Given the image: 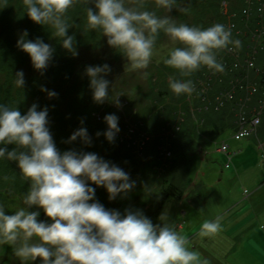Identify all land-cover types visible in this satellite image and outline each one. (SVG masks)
<instances>
[{"label": "clouds", "instance_id": "9594fccd", "mask_svg": "<svg viewBox=\"0 0 264 264\" xmlns=\"http://www.w3.org/2000/svg\"><path fill=\"white\" fill-rule=\"evenodd\" d=\"M5 0H0L3 5ZM28 16L42 25L50 26L51 34L72 55L77 54L74 34L67 32L71 23L66 15L78 0H22ZM86 27L99 29L108 45L126 57L125 68H144L154 55L159 31L186 46L172 47L164 63L186 76L201 65L212 71H223L224 65L216 51L228 45L239 46L231 29L222 22L206 27L177 23L169 15H157L141 7L142 0H84ZM156 7L169 11L176 0H154ZM92 5V6H89ZM94 6V7H93ZM23 30L16 41L26 51L35 69L43 72L53 57L54 47L40 36L28 39ZM111 71L107 61L88 64L84 72L89 78L92 98L103 103L110 95ZM15 84L23 87V69L15 72ZM168 87L175 93L190 94L191 79L170 77ZM51 97L58 95L42 85ZM118 94L112 97L116 103ZM118 115L105 113L107 127L102 130L111 142L119 132ZM67 137H77L85 144L92 142L87 127L80 121ZM101 130L95 135L99 136ZM15 146L9 148L8 144ZM0 159L14 160L27 188L21 194L23 206L5 211L0 204V245L12 246L21 261L37 264H207V258L186 247V237L177 231L165 208L154 222L140 208L125 207L123 212L106 207L95 198V187L102 185L107 198L125 195L136 183L130 173L117 163L95 151L67 148L60 150L49 128L48 106L38 108L33 101L27 110L0 102ZM36 206V207H33ZM41 209L45 218H38ZM220 227V217L204 219L199 234L214 233ZM40 258L37 260V258Z\"/></svg>", "mask_w": 264, "mask_h": 264}, {"label": "trees", "instance_id": "16d2710c", "mask_svg": "<svg viewBox=\"0 0 264 264\" xmlns=\"http://www.w3.org/2000/svg\"><path fill=\"white\" fill-rule=\"evenodd\" d=\"M225 1L228 3L223 10V0H176V5L170 11L181 19V22L182 20L186 22V16L190 14L193 17L192 22L188 24L206 27L214 21L222 22L231 29L232 37L238 38L240 43L239 46L230 44L215 50L217 58L224 65L223 71L214 72L201 65L188 75L181 76L179 69L165 64L164 61L156 63L155 68L149 69L146 74L144 84L146 90L141 94L148 102V111L144 112V107L135 97L125 96L127 99H123L124 101L117 97L119 103L112 97V94L119 93L118 91L131 84L125 78L126 74L114 71L113 66L124 58L114 47H111L112 51L106 55L110 57V60L106 61L111 66V71L106 73L112 82L110 95L103 103L93 100L89 78L84 68L88 64L103 63L105 59L98 56L96 61L89 62L83 59L82 51L95 49L101 51L106 47V36L99 29L86 27L87 5L84 0H78L66 13L71 23L67 32L74 34L76 55H72L60 44L59 38L51 34L50 26L35 22L28 16L22 0H5L4 4L0 5V102L19 107L21 112L26 111L33 101L38 102V108L47 105L49 128L60 150L75 148L95 151L128 171L130 177L136 180L135 185L125 195L118 194L112 200L107 198L108 193L102 185L96 186L94 182L88 181L95 187V198L106 207H115L121 212L125 207L140 208L156 222L157 213L169 197L181 199L186 193L190 203L202 205L207 188L197 181L195 187L192 186L188 192L186 191L190 186L187 183L190 167L183 162L186 149L199 142L198 132L202 131L196 130L191 124L192 111L185 99L186 93L175 94L168 87L166 77L191 79L193 82L203 79L210 83L212 89L207 95L203 93V89L196 88V92H192V96H195L196 113L204 118L202 126L204 132L225 127L233 131L242 121L249 122V117H254L255 113L264 110V53L261 61L260 52L257 53L260 49L254 44L255 34L261 29L264 32V0H252L255 3L248 0L250 12L243 4V0ZM181 3L185 5L179 9ZM260 4L262 6H259ZM140 6L153 10L157 15H162L164 11V8L155 6L154 0H142ZM25 29L26 38L34 39L40 36L54 47L52 60L43 72L32 66L29 54L16 44L19 34ZM165 34L162 30L159 31L155 42L164 39ZM182 46L186 45L183 43ZM252 59L263 66L260 71H255L254 62L253 67L247 66ZM17 69H23L25 78L23 87L17 86L14 82ZM164 70L168 73L164 74ZM156 72L163 75L162 80L155 79ZM247 74L248 77H254L250 84L246 80ZM114 76L119 77L116 79L120 83V88L115 87ZM135 83L137 88L141 85L139 82ZM42 85L55 90L58 95L49 97L41 89ZM115 88L118 91L114 90ZM223 91H230V96L235 98H232L233 102L218 107V94ZM180 103L185 106L183 110L185 116L183 115L184 121H181L180 129L176 130L172 125L179 118ZM109 112L118 115L120 126L119 132L111 142L102 132L107 127L103 116ZM263 116L264 114L261 115L262 118ZM81 119L91 136L90 144L83 143L79 137L67 141L70 133L81 126ZM258 124L260 127L255 137L262 143L264 120L261 119ZM97 130H101L99 136L95 135ZM167 130H170L168 134ZM14 146L13 143L8 144L9 148ZM165 146L167 149L170 148L173 156L165 154ZM26 188L27 181L21 177L15 161L0 159V204L5 205V211H14L23 204L21 194ZM199 190L203 191L202 194L197 193ZM42 214L43 210L39 217L46 218L42 217Z\"/></svg>", "mask_w": 264, "mask_h": 264}, {"label": "rangeland", "instance_id": "374dc122", "mask_svg": "<svg viewBox=\"0 0 264 264\" xmlns=\"http://www.w3.org/2000/svg\"><path fill=\"white\" fill-rule=\"evenodd\" d=\"M247 1L243 0L242 2L249 8L248 11L250 12L252 0L249 1L250 3H247ZM252 2L255 3L254 1ZM227 3V1L223 0V10H225ZM184 5L181 3L179 9L184 7ZM259 6L262 5L260 4ZM162 15H169L175 21L179 20L177 23L181 22V19H178L170 10L166 11L164 9ZM192 17L191 14L187 15L186 22L182 21L184 23L192 22ZM164 37V39L155 42L154 55L146 67L138 69L125 68L126 57L113 66L115 68L114 71L126 74L125 78L131 82L129 87L118 91L116 88H120V83L116 78L119 77L114 76V83H116L114 90L119 92L118 97H121L122 100L127 99L128 96L137 98L144 107V112H146L145 110L148 111V102L145 101L144 96L141 94L146 90L144 89V84H146L147 72H149V69L155 68L156 63L164 61L170 48L183 47L182 41H173L167 34ZM255 39L256 43L254 44L260 49L257 53L259 54L260 52L259 56L262 61L264 53V32H262V29L255 34ZM105 45L106 47L101 51L96 49L83 50V59L90 62L96 61L98 56H103L104 61L110 60V57H107V52L112 51V46L108 45L106 40ZM252 60V64L248 62L247 66L253 67L255 63V71L264 66L257 64L254 59ZM226 65L228 64L226 63ZM255 71L253 70V72ZM163 73L167 74L168 71L164 70ZM249 73L252 74L251 72ZM162 76L161 73L156 72L154 77L159 81L162 80ZM166 78L169 80L170 76ZM246 78L247 83L250 84L254 77H248L247 74ZM135 82H139L141 85L137 88ZM193 83L195 85L193 93L196 92L197 88V90L203 89V93L207 95L208 91L212 89L210 88V83L203 81V79H198ZM230 94V91H223L218 94L219 99L223 101L220 104L217 103L218 107L233 102L232 98H235V96H230ZM186 95L185 99L192 111V117L190 116L193 118L191 124L196 130L202 131H197L199 142L189 147L190 149L187 148L188 150L186 149L187 152L184 155L183 162L190 167L188 168L187 179V183L190 186L186 188V191L188 192L192 186L195 187L196 185L194 184L197 181L205 185L207 191L205 190L202 205L190 203L185 193L181 199L169 197L159 212L165 208L168 210L170 221L175 225L177 231L187 238L186 247L199 252L202 258L206 257L207 264H264V142H259L255 137L258 134L257 129H259L260 125L258 122H252L255 118L264 120V116L263 118L261 117L264 114V110L255 113L256 115L254 117L251 116L252 118L248 116L250 118L249 122L242 121L240 126L234 128L233 131L229 130V127H225V129H213L204 132L202 129L204 118L199 117L196 113L195 96H192V93H186ZM166 99L168 100V97ZM204 100L206 99L204 98ZM184 107L182 103L178 106L179 118L172 125L176 130L180 129L181 121H184ZM243 127H250L252 131L250 134L242 136V138L241 136L237 137L236 131ZM170 130H167L166 134ZM169 149L166 146L164 147L165 154L173 156V152L171 153ZM226 163H230L229 167H226ZM202 190L197 193L202 194ZM20 206H23V204ZM216 216L220 217L218 230L207 235L199 234L198 229L201 222L204 219H213ZM1 255L5 256V258L0 264H37V261H21L13 253L12 246L7 243L0 245ZM39 259L38 257L37 260Z\"/></svg>", "mask_w": 264, "mask_h": 264}, {"label": "built area", "instance_id": "2783aa9c", "mask_svg": "<svg viewBox=\"0 0 264 264\" xmlns=\"http://www.w3.org/2000/svg\"><path fill=\"white\" fill-rule=\"evenodd\" d=\"M249 63L250 64H252V61H249ZM254 90H255V88H254ZM252 122H260V120H258V118H255V119H253V121ZM254 125V124H253ZM250 126H252V125H250ZM252 130H251V128L250 127H243V128H241V129H239V130H237L236 132V136L237 137H242V136H244V135H248V134H250V132H251ZM226 148V147H225ZM226 165H228V163L226 164Z\"/></svg>", "mask_w": 264, "mask_h": 264}, {"label": "bare ground", "instance_id": "6f19581e", "mask_svg": "<svg viewBox=\"0 0 264 264\" xmlns=\"http://www.w3.org/2000/svg\"><path fill=\"white\" fill-rule=\"evenodd\" d=\"M217 101H218V104H220V103L223 102V101H221V99H219V98L217 99ZM241 138H242V137H241ZM229 164H230V163H228V165H227L226 167H229Z\"/></svg>", "mask_w": 264, "mask_h": 264}, {"label": "water", "instance_id": "95a60500", "mask_svg": "<svg viewBox=\"0 0 264 264\" xmlns=\"http://www.w3.org/2000/svg\"><path fill=\"white\" fill-rule=\"evenodd\" d=\"M44 216V213L42 214V217ZM5 258V256H3V255H1L0 256V263H1V261L3 260Z\"/></svg>", "mask_w": 264, "mask_h": 264}]
</instances>
